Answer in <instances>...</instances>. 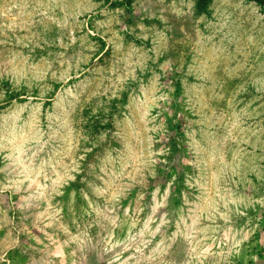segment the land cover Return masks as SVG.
I'll use <instances>...</instances> for the list:
<instances>
[{"label":"rangeland","instance_id":"374dc122","mask_svg":"<svg viewBox=\"0 0 264 264\" xmlns=\"http://www.w3.org/2000/svg\"><path fill=\"white\" fill-rule=\"evenodd\" d=\"M0 264H264V2L0 0Z\"/></svg>","mask_w":264,"mask_h":264},{"label":"trees","instance_id":"16d2710c","mask_svg":"<svg viewBox=\"0 0 264 264\" xmlns=\"http://www.w3.org/2000/svg\"><path fill=\"white\" fill-rule=\"evenodd\" d=\"M253 1H255V2H259V3L264 2V0H253Z\"/></svg>","mask_w":264,"mask_h":264}]
</instances>
